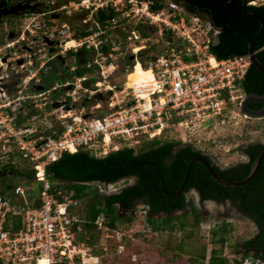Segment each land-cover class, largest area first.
Listing matches in <instances>:
<instances>
[{
  "label": "built area",
  "instance_id": "1",
  "mask_svg": "<svg viewBox=\"0 0 264 264\" xmlns=\"http://www.w3.org/2000/svg\"><path fill=\"white\" fill-rule=\"evenodd\" d=\"M127 1L140 4L144 16L162 25L161 31H170L180 48L171 46L150 62L147 70L152 78L148 81L130 84L126 66V80L118 87L107 85L112 91V111L101 118L75 116L58 137L39 139L29 136V127H8L21 154L34 169L35 186L29 190L16 183L11 186L10 195L0 193V264H39L41 259L47 264H75L76 259L86 263V249L75 240L73 230V223L79 219L71 214L79 199L72 189L53 190L46 174V166L64 151L73 153L85 148L95 156H104L119 145L139 144L143 137H166L192 145L214 143L212 134L218 128L224 130L231 120L235 124L252 119L241 110L246 95L242 82L251 64L248 53L218 59L209 47L220 30L201 13L186 9L175 0H168L160 8H154V0ZM99 4L102 8L107 2ZM132 34L137 38L135 32ZM72 41L75 50L91 47L89 37ZM100 68L102 79L96 82L98 87L109 75L106 66ZM81 79L84 77L78 80ZM166 129L175 136H165ZM94 224L109 236L103 212L96 215ZM114 233L120 240V232ZM243 264H264V260L246 258Z\"/></svg>",
  "mask_w": 264,
  "mask_h": 264
},
{
  "label": "rangeland",
  "instance_id": "2",
  "mask_svg": "<svg viewBox=\"0 0 264 264\" xmlns=\"http://www.w3.org/2000/svg\"><path fill=\"white\" fill-rule=\"evenodd\" d=\"M106 1H108L109 8H113L116 12V21L108 22V26L97 27L93 21L87 19L88 16L91 19L94 18L97 11L96 4L92 5V3L99 4ZM157 1L162 2V6H166L168 0H154L155 3ZM248 4L261 5L264 4V0H248ZM86 5L90 6L89 10ZM59 6L60 4H56V7ZM141 8L140 4L136 6L128 3L127 0H76L73 7L68 8L70 11V15H67L68 19L73 22L70 28L66 25L62 26L68 19L44 21L40 15L30 14L29 28L31 31L26 30L25 37L31 40L32 36L41 34L44 30L50 34V38L59 39L62 47L49 53L47 46L41 44L38 46L40 50L33 49L30 51V56L23 59L25 62L22 66L0 65V188L6 184L11 187L16 183H21L29 190L35 186L26 178L8 176L2 171L4 166L9 167V165L15 168H30V163L21 154L16 137L11 135L8 127L13 126L16 130L29 127L32 130L29 136L39 139V137L47 136L58 137L66 126L72 123V118L75 116L83 114L89 118H101L112 111L109 105L112 91L107 89V85L118 87L126 80V66H129L130 61H134L133 48H139L136 55L138 60L143 62L144 69H148L150 65L147 56L156 57L165 53L171 46L180 48L177 40L165 30L161 31L162 25L150 22L142 13ZM83 18L87 19V24ZM44 23H46L45 26ZM87 28L92 29L89 43L96 50L94 62L99 66V70L94 68L86 77L101 80L100 65H103L106 66L109 74L107 80L102 81L99 87L95 84L94 89L90 90L85 88L81 80L67 79L68 83L65 82V85L70 89L65 92L57 91L56 98L61 99L62 103L56 104L53 108L50 106L55 98L52 89L46 93H37L38 86L35 84L45 85L47 83L41 79V74H49L50 71L64 74V69L66 72H71L75 57L68 54V51L75 50L72 40L82 37L80 32ZM132 32H135L137 38ZM212 34L211 36H214ZM17 38L19 37L8 39L6 42H15ZM5 53V50L0 51V60ZM11 56H13V62H16L18 57L24 56L25 58V51L22 50ZM58 57L62 58V63L57 60ZM110 64L113 67H107ZM132 72H128V77L133 75ZM138 75L141 77L139 81H145L150 76V72H145L138 67L137 76L132 81H138ZM53 87L57 90L62 88L59 81H56ZM175 134L171 129L165 131L167 137L175 136ZM212 136L214 143L193 145L211 154L222 167L235 164L245 159L242 154L244 144L253 141L264 142V117L252 118L235 124L234 120H231L224 130L218 128ZM134 182V177L110 184L90 182L91 189L88 192L91 194L92 190H97L101 195H110ZM54 185L57 188H65L60 182ZM10 193L11 190L7 191V194L10 195ZM187 195L200 212L199 227L194 229L197 240L182 242V249L175 247L181 244L179 241L181 232L176 231L173 234L167 231L153 232L146 221V206L138 200L133 204V211L119 209L121 218L131 213L133 219L131 222L118 220L115 228H109V236L96 229L92 230L91 235L76 234L78 242L83 243L86 249L85 264H190V255L197 254L201 240L206 244L207 261L213 248L210 243L212 230L224 222L228 224L230 231L223 248V255L229 259L241 258L245 251L243 242L253 237L258 231L255 224L229 202L212 203L207 200L201 202L193 190H190ZM29 197L31 195L28 199ZM87 201V198L79 199L78 203L71 208V214L78 219H85ZM183 212L187 210L181 213ZM192 219V215L188 213L186 217L188 227L191 226ZM115 230L120 232V240L114 233ZM90 256L92 258L88 259ZM246 258H254L251 251L247 252ZM75 264L83 263L80 259H76Z\"/></svg>",
  "mask_w": 264,
  "mask_h": 264
},
{
  "label": "trees",
  "instance_id": "3",
  "mask_svg": "<svg viewBox=\"0 0 264 264\" xmlns=\"http://www.w3.org/2000/svg\"><path fill=\"white\" fill-rule=\"evenodd\" d=\"M247 0H187V9L206 12L215 27L221 29L219 40L211 43L209 50L218 59L233 55H244L248 53L250 41L260 28L259 20L249 15L252 13L264 21V4H245ZM162 7V2L157 1L154 8ZM116 12L111 9H100L95 13L99 24H105L112 19ZM167 34L170 31L165 30ZM89 32L82 30L81 36ZM254 50L258 59L264 64V29L254 44ZM68 54L75 57V64L71 72L63 70L64 74L50 71L49 74H41V79L46 81L45 85L35 84L37 93H46L52 89L54 100L51 107L60 105L61 99H57V91H67L69 86L67 79H81L85 88L94 89L98 78L86 75L94 68L99 70L94 62L96 50L93 47L82 46L76 50H69ZM149 62L154 56H147ZM57 60L62 63V58ZM141 65L143 62L139 60ZM66 73V75H65ZM100 77V76H98ZM136 75H132V78ZM100 79V78H99ZM60 82L59 90L54 83ZM144 82V81H141ZM70 85V84H69ZM245 94H264V74L254 65L250 64L245 78L242 82ZM249 109L255 110L264 107V102L250 104ZM26 128V127H25ZM264 144L260 141L249 143L245 149L247 159L237 164L220 167L213 164L211 157L203 150L195 148L192 144H185L180 140L166 137L146 138L143 137L139 144L128 146L122 144L119 148L111 150L104 156H95L85 148H79L76 152L64 151L61 156L46 166V174L53 185V190L58 188L57 183L64 184L65 188L74 191V197L78 199L87 198V217L73 223L76 234L86 235L92 230H98L94 219L99 212H103L109 228H115L118 220L132 221L131 213L120 217V210L133 211L134 202L140 200L146 206V221L153 232H181L179 241L175 247L182 249V242L192 241L197 238L194 229L199 227L200 212L193 200L187 196V192L195 189L199 194L200 201L213 200L217 203H229L237 208L244 216L248 217L256 226L257 233L243 242L245 250L242 257L229 259L223 255V248L227 241L229 227L226 222L218 228L213 229L210 243L213 248L206 261V244L200 242V249L196 255H190V264H243L248 251L252 252L254 258L264 260V160L262 161L256 175L248 183L241 186H224L216 182L208 169L199 161L191 164L187 182L180 193H176L184 180L188 164L196 157H203L212 165L214 172L226 180H240L251 171L252 164L263 149ZM139 148V149H138ZM3 172L8 176L15 175L28 179L35 183L34 169L15 168L12 165L4 166ZM135 178V182L110 195H101L97 190L91 189L90 182H101L110 184L121 179ZM14 185V184H12ZM6 184L0 188L1 194L10 190ZM37 186L34 192L37 190ZM31 193V196L34 195ZM187 210V212H183ZM165 213V216L160 215ZM176 213V214H175ZM193 217L191 226L188 227L187 214ZM175 214V215H172ZM99 231V230H98Z\"/></svg>",
  "mask_w": 264,
  "mask_h": 264
},
{
  "label": "flooded vegetation",
  "instance_id": "4",
  "mask_svg": "<svg viewBox=\"0 0 264 264\" xmlns=\"http://www.w3.org/2000/svg\"><path fill=\"white\" fill-rule=\"evenodd\" d=\"M175 1L181 3L184 6V8L187 9V0H175ZM75 2L76 0H0V51L5 50L6 52L5 55H3L2 60H0V65L9 64V65L22 66V63L25 62L23 59H26L28 56H30V51H32L33 49L40 50L38 46L41 44L47 46L49 53L56 51L59 47H62V44H60L59 39L50 38L49 36L50 34H47V32L44 30L41 31L42 32L41 34H36L32 36L31 40L26 38L25 31L26 30H28L29 32L31 31V29L29 28V25L31 23V21H29V16L30 14L34 13V14L40 15L42 17V20L44 21L45 20H48V21L66 20L69 17L67 15H70L69 14L70 11H68V8L73 7ZM106 2H107V5L105 6L104 4H102V8H99L101 6L100 4H97L96 2H93L92 5L96 4L97 7H95V9L98 11L100 9L109 8L108 1ZM56 4H60V6L56 7ZM245 4H248V0L245 2ZM86 7L89 10L90 6L86 5ZM88 10L86 11L88 12ZM194 11H197L201 13L205 18L210 19V16L206 12H202L197 9H195ZM85 19L86 18H83V21L86 24H87V19H89L93 21V23L97 27L108 26L107 24L108 22L116 21L115 16L112 19L107 20L106 23L103 25L98 23V21L95 18V15H94V18L92 19L89 16L86 20ZM68 21L69 19L64 21V24H62V26L66 25L69 28L72 27L73 22L69 21L68 23ZM45 25L46 23H44V26ZM89 29L88 28L85 29V31H88L89 33L82 37H87V38L91 37L90 31L92 29L91 28ZM219 34L220 32L216 36L217 39L216 40L213 39V43L218 42ZM16 37H19V38L15 39V42L14 41L6 42L8 39H12V38L14 39ZM87 48H90V47H87ZM22 50L25 51V58H23L24 56H22V58L18 57L16 62H13L14 61L13 56L11 55L18 53ZM250 104H254V103H248L247 107L251 106ZM258 109L260 108H257L255 110H258ZM248 145L249 144H244L242 146V154L245 159L240 160L239 162L245 161L247 159L245 149L248 147ZM205 153L211 157V161L213 164H216L222 167L216 162V160L211 154L207 152ZM191 190H195V189H191Z\"/></svg>",
  "mask_w": 264,
  "mask_h": 264
},
{
  "label": "water",
  "instance_id": "5",
  "mask_svg": "<svg viewBox=\"0 0 264 264\" xmlns=\"http://www.w3.org/2000/svg\"><path fill=\"white\" fill-rule=\"evenodd\" d=\"M248 14L256 17L260 22L259 30L256 32L255 36L253 37V39L249 43L248 54L250 56L251 64L256 66L264 74V64L258 59L256 52L254 50L255 41L264 29V21L261 18H259L258 16L254 15L250 12ZM216 28H218V27H216ZM218 29L220 30V28H218ZM258 102H264V94L260 95L257 93H248L245 95V97L241 103V110L251 118H262V117H264V107H262L261 109H258V110H251L247 107L248 103H258ZM83 118H87V115H83ZM261 143L264 144V142H261ZM263 160H264V147L261 150V152L258 154L256 159L254 160V162L252 164L251 171L249 172V174L240 180L231 181V180H226V179L222 178L221 176L217 175L214 172L212 165L210 163H208L203 157H196L188 164L183 183H182L180 189L176 193H180L183 190V188L187 182V179H188L190 166L195 161L201 162L208 169L212 178L216 182H218L219 184L224 185V186H232L233 187V186L244 185V184L248 183L251 179H253ZM237 163H235V164H237ZM193 191H195V190H193ZM207 201L215 203V201H213V200H207ZM160 215L165 216L166 214L161 213Z\"/></svg>",
  "mask_w": 264,
  "mask_h": 264
},
{
  "label": "bare ground",
  "instance_id": "6",
  "mask_svg": "<svg viewBox=\"0 0 264 264\" xmlns=\"http://www.w3.org/2000/svg\"><path fill=\"white\" fill-rule=\"evenodd\" d=\"M138 50H139V48H136V49L134 50V52H137ZM132 58H133L134 61H130V64H129V71H133V72H132L133 75H136V76H137V68H138V67H140V69L143 70V71H145V72H150L149 70L144 69V68L141 66L140 61L138 60V57H137L136 54H133V57H132ZM127 78H128V81H129L130 84H138V83H142L141 81H139V80H141L140 75H138V81H137V80H136V81H132V80H133L132 75L129 76V77H128V75H127ZM151 78H152V74H151V72H150V76H149L148 78H146L145 81H148V80H150ZM39 264H47V262H46V260L41 259V260L39 261Z\"/></svg>",
  "mask_w": 264,
  "mask_h": 264
},
{
  "label": "crops",
  "instance_id": "7",
  "mask_svg": "<svg viewBox=\"0 0 264 264\" xmlns=\"http://www.w3.org/2000/svg\"><path fill=\"white\" fill-rule=\"evenodd\" d=\"M207 19H208V18H207ZM209 20H210V19H209ZM210 21H211V20H210ZM216 36H217V35H216ZM216 36H214L213 39L216 40V39H217ZM120 146H121V145H119L118 148H119Z\"/></svg>",
  "mask_w": 264,
  "mask_h": 264
}]
</instances>
